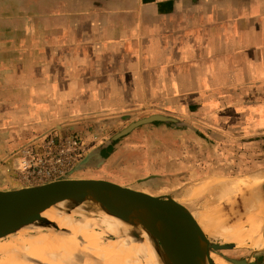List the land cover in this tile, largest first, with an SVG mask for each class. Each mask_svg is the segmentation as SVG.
Returning <instances> with one entry per match:
<instances>
[{"label": "crops", "instance_id": "obj_1", "mask_svg": "<svg viewBox=\"0 0 264 264\" xmlns=\"http://www.w3.org/2000/svg\"><path fill=\"white\" fill-rule=\"evenodd\" d=\"M143 115L264 154V0H0V151Z\"/></svg>", "mask_w": 264, "mask_h": 264}, {"label": "rangeland", "instance_id": "obj_2", "mask_svg": "<svg viewBox=\"0 0 264 264\" xmlns=\"http://www.w3.org/2000/svg\"><path fill=\"white\" fill-rule=\"evenodd\" d=\"M147 118L150 117L143 115L119 118L115 122L106 121L104 125H98L89 132L59 133L61 136L81 138L86 143L91 142L89 140L93 137L98 139L96 146L88 153L91 155L83 160V167L71 176L104 177L153 195H170L186 207L188 215L197 222L214 210L226 211L233 208L252 185L264 186V180L260 178L263 176L261 173H264V165H257L264 160V154L260 149L250 148V163L245 168L243 166V169L221 163L220 161L229 156L228 150L223 148L233 144L230 140H225V134L208 132L207 124L211 119L179 117V120L189 123H200V132L192 133L183 132L176 127L177 117H163L165 122L158 121L141 126L111 145L108 143L133 123ZM49 131L51 130L35 133L30 138L26 134L27 138L3 142L7 147L0 151V190L29 187L19 180V152L39 136L46 138ZM252 143L255 144L254 141ZM195 151L197 164H193ZM219 173L226 178H215L216 186L199 195L195 194L206 178ZM9 238L1 239L0 243L7 242ZM105 239L110 240L112 236L108 235ZM212 242L236 244L217 243L214 240ZM261 243L259 246L224 250L222 253L230 261L263 258L264 246ZM6 259V255L0 254V264H5Z\"/></svg>", "mask_w": 264, "mask_h": 264}, {"label": "bare ground", "instance_id": "obj_3", "mask_svg": "<svg viewBox=\"0 0 264 264\" xmlns=\"http://www.w3.org/2000/svg\"><path fill=\"white\" fill-rule=\"evenodd\" d=\"M216 180L203 183L195 192L216 186ZM166 208L172 210L173 205ZM172 208V209H171ZM181 214L188 216L185 209ZM38 221L54 226L48 233L23 230L0 243V254L8 257L5 264H150L147 231L132 219L111 210L93 211L79 208L66 215L56 209L42 213ZM212 240L221 243H244L264 246V192L254 184L233 208L214 210L198 220ZM112 239L106 240V236ZM184 264H220L201 239L180 231ZM250 242V241H249ZM150 254V253H149ZM248 260L245 264H253ZM241 260H231L240 264Z\"/></svg>", "mask_w": 264, "mask_h": 264}, {"label": "water", "instance_id": "obj_4", "mask_svg": "<svg viewBox=\"0 0 264 264\" xmlns=\"http://www.w3.org/2000/svg\"><path fill=\"white\" fill-rule=\"evenodd\" d=\"M163 120L161 116H152L135 122L108 143L111 145L141 126ZM262 188L264 192V186ZM170 204L174 206L172 210L166 208ZM79 208L111 210L143 227L148 235L150 264H184L180 231L201 239L220 264H231L222 251L252 247L255 242L252 239L234 245L215 244L201 224L193 217L180 213L181 209L187 212V208L172 196L153 195L112 179L93 176H67L43 185L0 190V240L23 230H28L30 234L55 231L54 226L37 218L49 209L66 215ZM248 260H241L240 264ZM254 260L253 264H264V257Z\"/></svg>", "mask_w": 264, "mask_h": 264}, {"label": "built area", "instance_id": "obj_5", "mask_svg": "<svg viewBox=\"0 0 264 264\" xmlns=\"http://www.w3.org/2000/svg\"><path fill=\"white\" fill-rule=\"evenodd\" d=\"M75 136L50 134L42 145L27 146L19 152V180L25 186L43 185L73 175L93 147Z\"/></svg>", "mask_w": 264, "mask_h": 264}, {"label": "trees", "instance_id": "obj_6", "mask_svg": "<svg viewBox=\"0 0 264 264\" xmlns=\"http://www.w3.org/2000/svg\"><path fill=\"white\" fill-rule=\"evenodd\" d=\"M165 121H166V119L163 122H165Z\"/></svg>", "mask_w": 264, "mask_h": 264}]
</instances>
